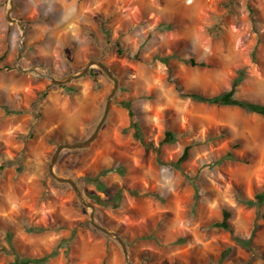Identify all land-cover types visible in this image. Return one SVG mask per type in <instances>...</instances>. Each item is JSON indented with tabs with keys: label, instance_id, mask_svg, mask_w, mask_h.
I'll return each instance as SVG.
<instances>
[{
	"label": "rangeland",
	"instance_id": "374dc122",
	"mask_svg": "<svg viewBox=\"0 0 264 264\" xmlns=\"http://www.w3.org/2000/svg\"><path fill=\"white\" fill-rule=\"evenodd\" d=\"M11 1L25 30L22 38L6 18L10 0H0V165L11 162L0 175V264L54 251L46 264H264V202L254 198L264 193V116L179 95H221L242 71L234 98L264 104V0ZM20 47L18 66L36 73L18 70ZM172 55L205 66L158 59ZM90 60L110 68L118 86L96 139L62 150L54 171L75 182L95 223L122 239L128 262L70 185L48 173L59 145L93 133L113 82L96 67L93 79L64 87L39 75L63 79ZM131 120L142 141L124 133ZM168 131L176 137L166 143ZM95 178L117 185L121 198L99 192ZM224 210L232 232L214 226Z\"/></svg>",
	"mask_w": 264,
	"mask_h": 264
},
{
	"label": "trees",
	"instance_id": "16d2710c",
	"mask_svg": "<svg viewBox=\"0 0 264 264\" xmlns=\"http://www.w3.org/2000/svg\"><path fill=\"white\" fill-rule=\"evenodd\" d=\"M106 38L109 40V34L106 33ZM170 58H175V59H178L180 61H182L183 63L185 64H189L191 66H200V67H204L205 64L200 62V63H197L194 59L190 58V59H184V58H179L178 56H175V55H172V56H169V57H163V58H158L159 61L163 62V63H167L169 61ZM94 70H89L87 72V74L83 77H87V76H90L94 77L93 75V72ZM243 72L240 71L238 76L233 80V83H232V87L230 89V91L228 92H225L221 95H218V96H213V97H208V96H204L200 93H196V92H183L182 90H179V95L182 99H191L193 101H196V102H202V103H206V104H210V105H215V106H236L240 109H243L247 112H252V113H256V114H259V115H262L264 116V104H254V103H251V102H248V101H243V100H238V99H235L234 98V90H235V87L240 83V81L242 80V77H243ZM64 87V85L62 86ZM45 97V94L41 95V98H44ZM40 98V99H41ZM124 108L127 109L128 111V114L129 116L132 118L133 116V112L131 110V106H130V103L129 102H124L121 104ZM129 129H133V138L136 139V140H139V141H142V134L140 132V129L138 127V125L133 121L131 120L130 121V124L129 126L124 129V133H126ZM30 135L28 136V138H30ZM175 134H173L172 132L168 131L166 132L165 134V142L166 143H169L171 141H173L175 139ZM187 151H188V148H185L184 149V152L183 154L181 155L180 159L174 163L173 165L174 166H178L179 163L181 161H183L185 159V157L187 156ZM14 163V161H12ZM11 162H8V163H3L0 165V175H1V171L3 170L4 166L7 165V164H10ZM19 163L17 165V170H20L22 164L20 161L16 162V164ZM119 169V168H117ZM117 169H107V170H104L101 172L100 175H106L108 173H111L113 171H117ZM94 183H97L96 184V188L99 192H102V193H105L109 195V193H111V190H112V194H114V197L118 200L119 198H121V189L117 186V185H111V186H106L104 184H102L101 182L98 181V178H95L94 180ZM57 185H66L68 186V184H61V183H57ZM109 192V193H108ZM255 200H256V203H262L264 202V193L262 194H256L254 196ZM237 201L241 204H244L246 206H251V205H254L255 202L253 200H250V199H247L245 198L244 196H238V198H236ZM98 201V204L99 205H107L109 203H112L113 199H108V200H104V199H101V198H98L97 199ZM230 212L228 211H223V217H222V220L220 222H217L214 226L217 227V228H220V229H223L225 231H228V232H232V227L229 223V219H230ZM27 230L30 232V233H36V232H40L41 229L40 228H36V227H32V226H29L27 228ZM98 231V230H97ZM100 232V231H99ZM7 233V232H6ZM7 235L9 237L12 236V233L11 232H8ZM6 235V236H7ZM61 243H64V242H61ZM60 243V244H61ZM56 255V252H52L50 253L49 255H45L41 258H28V257H18L15 255L14 257V260L12 262H10L9 264H46L49 259L53 256Z\"/></svg>",
	"mask_w": 264,
	"mask_h": 264
},
{
	"label": "water",
	"instance_id": "95a60500",
	"mask_svg": "<svg viewBox=\"0 0 264 264\" xmlns=\"http://www.w3.org/2000/svg\"><path fill=\"white\" fill-rule=\"evenodd\" d=\"M11 9H12V1L10 0V8L9 10L7 11V20L13 24H17L18 27L20 28V30L22 31V38H23V34H24V26L19 22L17 21L16 19L12 18L11 17ZM21 52H22V47L19 48V54H18V57H17V60H16V65H17V68L20 72H24V73H36V69L35 68H30V69H23L21 68L20 66H18V62L20 60V55H21ZM93 67H96L98 69H100L112 82H113V88L111 90V93L108 95L107 99H106V104H105V108H104V112H103V115H102V118L101 120L99 121V123L97 124L95 130L93 131V133L89 136V138H87L86 140L82 141V142H77V143H65V144H61L59 145L52 158H51V161H50V164L48 166V173L50 175V177L52 179H54L55 181L59 182V183H62V184H68L70 185V187L72 188V190L74 191L78 201L83 205L85 206L86 208H89L91 210V213H90V224L98 231L102 232L103 234L109 236V237H113L115 238L119 244L121 245L122 247V250H123V254H124V257L125 259L127 260L128 262V253H127V250L125 248V245H124V242L122 241V239L117 236L113 231H110L106 228H103L101 227L100 225H98L97 223H95L94 221V208L91 204L87 203L84 198L82 197L79 189L77 188L75 182L69 178H65V177H60L58 176L55 171H54V166L56 164V161L59 157V154L62 150H78V149H85L87 148L97 137L103 123L105 122L106 118H107V115H108V112H109V109H110V105H111V100L116 92V89H117V86H118V81H117V78L115 77V75L113 74V72L110 70V68H108L104 63L98 61V60H90L79 72L75 73V74H72L66 78H63V79H56L55 77H53L51 75V73H47V74H38L40 77L42 78H45V79H48L52 85H55V86H62V85H65V84H69L75 80H78L80 78H82L83 76H85L87 74V72L93 68ZM128 264H131L130 262H128Z\"/></svg>",
	"mask_w": 264,
	"mask_h": 264
}]
</instances>
